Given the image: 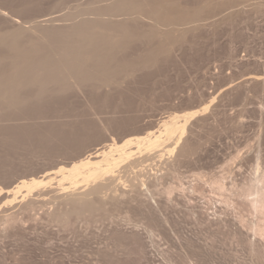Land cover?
<instances>
[{
	"label": "rangeland",
	"instance_id": "obj_1",
	"mask_svg": "<svg viewBox=\"0 0 264 264\" xmlns=\"http://www.w3.org/2000/svg\"><path fill=\"white\" fill-rule=\"evenodd\" d=\"M199 109L115 222L0 194V264H264V0H0V186Z\"/></svg>",
	"mask_w": 264,
	"mask_h": 264
},
{
	"label": "bare ground",
	"instance_id": "obj_2",
	"mask_svg": "<svg viewBox=\"0 0 264 264\" xmlns=\"http://www.w3.org/2000/svg\"><path fill=\"white\" fill-rule=\"evenodd\" d=\"M209 107L206 105L203 109ZM200 111L170 113L143 134L129 135L122 141L113 137L71 162L61 163L41 175L23 177L7 188L0 186V194L12 197L10 204L17 200L23 203L25 210L50 203L52 207L47 216L54 222H69L73 216L77 221L110 219L115 222L125 209L120 204L127 201L130 193L151 192L150 184L154 183L148 166L154 161L164 164L167 155L170 158L180 150L190 121ZM43 187L50 189L42 191L40 196L49 195V198H31L34 190ZM51 191L55 193L50 196Z\"/></svg>",
	"mask_w": 264,
	"mask_h": 264
}]
</instances>
